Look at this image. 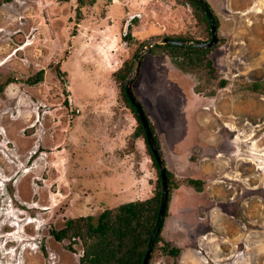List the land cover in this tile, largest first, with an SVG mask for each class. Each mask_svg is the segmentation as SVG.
<instances>
[{
	"label": "rangeland",
	"instance_id": "obj_1",
	"mask_svg": "<svg viewBox=\"0 0 264 264\" xmlns=\"http://www.w3.org/2000/svg\"><path fill=\"white\" fill-rule=\"evenodd\" d=\"M177 1L0 0V264H79L81 239L60 243L52 231L91 215L96 224L121 197L155 195L143 140L142 177L123 154L136 121L111 110L125 107L111 73L129 54V33L144 41L139 51L167 36L207 37ZM206 1L221 39L210 57L226 87L196 93L194 76L148 46L130 81L173 175L149 264H264V0ZM130 17L138 22L125 29ZM254 82L263 91L243 88ZM191 177L200 191L184 182ZM167 242L178 257L165 254Z\"/></svg>",
	"mask_w": 264,
	"mask_h": 264
},
{
	"label": "trees",
	"instance_id": "obj_2",
	"mask_svg": "<svg viewBox=\"0 0 264 264\" xmlns=\"http://www.w3.org/2000/svg\"><path fill=\"white\" fill-rule=\"evenodd\" d=\"M204 1L207 3L206 0ZM178 3L181 5H190L194 10L195 16L202 20L201 24L202 27H204V30L207 32V37H198L196 38V40H198L199 42H207L211 40L212 35L208 18L204 11L199 7V5L194 0H179ZM207 5L213 13V10L210 5L208 3ZM213 16L218 30L219 21L214 15V13ZM136 22H138L137 17L133 19L132 25H134V23ZM123 38L124 41L126 43L128 42L127 44H130L131 46L129 54L127 57L123 58L121 65L111 73V77L113 79V83L116 85V88L119 87L118 90L121 97L120 103H122L123 101L122 104L125 107L123 109H119L112 106L111 110H118L121 114L122 120H124V118L127 119V115L129 113L127 112V110H130L131 113H133L136 122L135 128L131 132L132 134L130 133L131 139L129 140V142H131L132 146L129 149H125V151H123V154L125 153L127 156H131L135 177H142V175H144L146 171V166L143 165L142 167V163H140L142 162L141 159H143L144 154L140 150V147L137 146V141L140 139L143 140L145 153L150 159L149 162H152V164L154 165V170L148 169L147 173L149 174H145V178L150 182L154 181V179L156 180L155 190L157 191L155 195L151 197L147 195L144 196L142 199L128 200L124 202H120L119 199H117L116 201L120 203H118V205L110 206L104 209L100 213L96 224L93 223V217L91 215L89 217L81 218L79 220H68L65 229H62L59 232L52 231V236L55 238L56 241L60 243L64 239L69 238L73 239L72 241L74 242H77V239L79 238L81 239L83 244V255L80 258L79 264H142L146 255L150 236L157 222L158 213L160 209V197L162 186L158 163L148 145L146 134L140 122V118L137 114L136 108L128 99L124 89V81L131 73L134 64V59L137 57L139 48L144 41L139 42V39L135 38L130 33ZM164 39L193 42L195 40V37L189 35L184 37L167 36ZM219 41H221L220 38ZM212 50L213 49H204L193 46L157 44L155 46L149 47L147 52L156 57H166L178 70H180V72L194 76L195 81H197L195 86L196 93L212 97L217 94L218 90L224 89L227 85L226 79H221L215 74L216 69L210 57ZM59 67L60 66L57 67V71L60 74L61 71ZM32 79H34L33 82H31ZM42 79L43 71L38 73L36 77L30 78L29 82L35 83ZM260 87V82L245 83V85L243 86L244 89L252 92L263 91V89H261ZM2 91L3 88L0 87V93H2ZM65 103L66 106H68L67 100L65 101ZM117 115L118 114L116 111L115 117H113L114 120L110 124V126L115 123ZM118 118L119 117H117V119ZM125 127L127 128V125L125 126L124 124V128ZM118 128H121L120 124H118ZM150 128L155 146L157 147V150L161 156L159 143L158 140L154 137L155 133L151 125ZM128 136L129 135H127L126 140H128ZM115 154H118L119 157H124L121 152H116ZM138 165L141 166V168H138ZM166 170L167 183L170 195L172 190L173 175L170 171H168V169ZM106 174H108V172H106ZM184 182H186L189 187H194V189H196L197 191L201 190L202 181L198 178H186ZM148 194L151 193L149 192ZM169 201L170 198L168 200V203ZM94 202H96V199H93V205ZM111 203L114 202L111 201ZM168 208L169 205L167 204L165 216L168 213ZM81 222H84V224H82ZM73 224L76 225V228H74V232L70 234L69 230ZM163 225L164 219L161 226V230L163 228ZM84 227L85 229L83 230ZM160 232L154 243L153 250L156 248L158 242H160ZM164 252L166 255L176 258L180 254V249L174 247L171 243L167 242L165 243Z\"/></svg>",
	"mask_w": 264,
	"mask_h": 264
},
{
	"label": "water",
	"instance_id": "obj_3",
	"mask_svg": "<svg viewBox=\"0 0 264 264\" xmlns=\"http://www.w3.org/2000/svg\"><path fill=\"white\" fill-rule=\"evenodd\" d=\"M194 1L204 11V13L206 14V16L208 18V21L210 24V29H211V35H212L211 40H209L207 42H189V41H180V40H171V39H162L159 42L156 40H154V41L150 40L146 44H144L142 46V48L140 49V51L136 57V60H135V65H134L131 73L128 75L127 79L124 81L125 93H126L128 99L130 100V102L132 103V105L136 108L137 114L140 118V122H141V124L144 128L145 134H146V139H147L148 145H149V147H150V149H151V151H152V153H153V155H154V157L158 163V167H159V171H160V175H161V185H162L160 209H159V213H158L157 222H156L154 230L150 236L146 255H145V258H144L142 264H149L151 254L153 252L154 243H155L156 238H157V236L161 230L163 219L165 217V212H166L167 203H168V196H169V188H168V183H167V176H166L167 170L165 167V163L161 159L159 152L155 146L153 135H152V132H151V129L149 126V121H148L147 116L143 110V107L141 106L140 102L136 99L135 95L133 94L132 88L130 86L131 85L130 81L136 75V72H137L138 67H139V61H140V58L142 57L141 54L143 53V50L145 48H147V46L152 47V46H155L157 44H161V45L172 44V45L193 46V47H199V48H204V49H212L217 44V42H218V30H217V27L215 24V19H214V16H213L211 9L208 7L207 3L204 0H194ZM132 20H133V17H130L127 20L126 25H125V29L127 28L128 24ZM66 85L69 89L68 84H66ZM69 101H70V103H72L71 97H70Z\"/></svg>",
	"mask_w": 264,
	"mask_h": 264
},
{
	"label": "crops",
	"instance_id": "obj_4",
	"mask_svg": "<svg viewBox=\"0 0 264 264\" xmlns=\"http://www.w3.org/2000/svg\"><path fill=\"white\" fill-rule=\"evenodd\" d=\"M208 4H209V3H208ZM209 5H210V4H209ZM124 155L127 156L126 154H124ZM130 193H133V192H130ZM144 193H145V192H144ZM129 195H130V194H129ZM132 195H133V194H132ZM143 197H144V195L142 196L141 194H137V195H135L133 198H128V199H127V198H124V199H123V198L121 197V198H119V201H120V202H124V201H126V200H133V199H136V198H137V199H142Z\"/></svg>",
	"mask_w": 264,
	"mask_h": 264
},
{
	"label": "clouds",
	"instance_id": "obj_5",
	"mask_svg": "<svg viewBox=\"0 0 264 264\" xmlns=\"http://www.w3.org/2000/svg\"><path fill=\"white\" fill-rule=\"evenodd\" d=\"M219 38V37H218ZM133 91V90H132ZM148 119V118H147ZM150 126V125H149ZM151 129V128H150ZM157 148V147H156ZM160 155V154H159ZM161 157V156H160ZM162 159V158H161ZM163 160V159H162ZM164 161V160H163ZM166 167V166H165ZM167 169V168H166ZM162 186V185H161ZM162 188V187H161ZM161 200V199H160ZM168 204V203H167Z\"/></svg>",
	"mask_w": 264,
	"mask_h": 264
}]
</instances>
